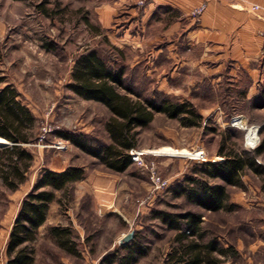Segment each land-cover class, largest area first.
<instances>
[{
  "label": "rangeland",
  "instance_id": "374dc122",
  "mask_svg": "<svg viewBox=\"0 0 264 264\" xmlns=\"http://www.w3.org/2000/svg\"><path fill=\"white\" fill-rule=\"evenodd\" d=\"M41 3L42 0H0V87L13 85L22 102L39 119L40 127L38 142L27 146L35 162L28 181L13 192L4 187L0 178V257L6 251L21 204L39 174L44 169L63 172L69 167H82L85 178L66 193L59 192L51 204L49 224L39 233L36 245L37 264H109L112 254H127L119 241L132 231L136 235L130 243L144 245L147 250L137 264H166L176 245V232L154 216L157 210L202 213L204 241L216 238L222 244L235 243L239 237L251 241L258 236L264 240V218H259L261 228L255 229L248 226L243 208L208 214L174 195L172 188L205 164L201 159L145 155V165L133 161L130 169L119 174L60 137L65 131L82 135L93 147L110 142L105 130L109 111L67 88L77 56L92 49L104 58L117 59L116 66L125 68L127 85L144 97L188 100L205 117L203 127L193 128L184 125L182 119L156 114L152 124L138 128L137 152L167 147L191 152L203 149L208 162L219 163L222 157L216 152L221 136L230 130L233 141L245 149V128L253 142L257 132L253 135L256 128L251 127L264 125V110L240 99H229L232 91L215 88L209 79L215 73L212 62L201 55L198 58V51L182 52L179 58L174 50H165L181 39L183 30L169 33L167 20L154 19L145 25L141 19L145 6L139 3L136 16L123 10L105 28L97 15L103 0H48L43 9L39 8ZM160 48L162 53L157 52ZM208 119L207 126L217 128V133L205 130ZM233 120L244 129L232 126ZM260 140L264 142V132ZM7 143H0V149ZM259 163L264 165V154ZM153 166L163 178L170 179L172 188L153 193L148 170ZM259 182L264 188V176ZM53 225L70 227L79 257L58 248L48 234Z\"/></svg>",
  "mask_w": 264,
  "mask_h": 264
},
{
  "label": "trees",
  "instance_id": "16d2710c",
  "mask_svg": "<svg viewBox=\"0 0 264 264\" xmlns=\"http://www.w3.org/2000/svg\"><path fill=\"white\" fill-rule=\"evenodd\" d=\"M47 1L42 0L39 8L43 9ZM87 24H90L89 20ZM115 50L120 52L118 48ZM117 61L104 58L95 49L87 50L77 56L71 82L67 85L78 97L98 102L109 111L110 118L105 126L110 136L109 144L93 147L86 137L66 131L60 133V137L100 160L107 169L123 174L134 165L129 152L139 146L138 128L152 124L156 114L182 119L184 125L193 128L203 127L205 117L188 100L174 101L165 96L159 101L144 97L127 85L125 68L117 67ZM20 97L13 85L0 87V138L10 143L0 149V178L4 187L13 192L29 179L35 162L27 146L36 144L40 136L39 119ZM209 122L210 119L206 121L205 130L217 133V128L209 129ZM263 132L264 125L260 136ZM232 137L228 130L220 138L216 154L223 158L222 162L206 163L175 187H169L176 197H184L208 214L236 209L230 203V187L243 188L242 179L249 170L264 176V165L259 163L264 154V142L261 141L254 149H243ZM84 178L82 167H69L63 172L44 169L39 174L10 231L6 247L7 264H37L39 229L48 221L51 204L59 192L66 193L68 188ZM154 216L168 230L176 232V245L168 254L166 264H221L223 258L237 254L235 244L230 241L225 242L227 247L216 238L204 241L205 215L202 213L188 211L178 214L157 210ZM48 234L66 254L80 256L70 227L53 226ZM122 249L127 254H112L109 264H137L147 251L144 245L136 242L122 246Z\"/></svg>",
  "mask_w": 264,
  "mask_h": 264
},
{
  "label": "crops",
  "instance_id": "0c3cea01",
  "mask_svg": "<svg viewBox=\"0 0 264 264\" xmlns=\"http://www.w3.org/2000/svg\"><path fill=\"white\" fill-rule=\"evenodd\" d=\"M139 1L103 0L97 10L100 25L109 27L123 10L136 16ZM201 5H206L205 13L196 19L192 11ZM253 5L261 9L252 10ZM141 14L145 25L154 19L167 20L169 33L183 30L181 39L165 50H174L179 58L183 57L182 52L198 51V58L201 55L202 59H209L208 63L212 62L215 73L209 79L215 88L232 91L229 99H240L264 110V0H148ZM163 51L160 48L157 52ZM261 177L249 170L243 176V188L230 187V203L246 211L248 226L255 229L261 228L259 218H264ZM49 215L39 233L49 224ZM234 244L237 254L223 258L221 264H264V240L260 236L251 241L239 237ZM6 252L7 249L0 264H7ZM238 256L243 259H237Z\"/></svg>",
  "mask_w": 264,
  "mask_h": 264
},
{
  "label": "built area",
  "instance_id": "2783aa9c",
  "mask_svg": "<svg viewBox=\"0 0 264 264\" xmlns=\"http://www.w3.org/2000/svg\"><path fill=\"white\" fill-rule=\"evenodd\" d=\"M232 1H235V0H232ZM148 0H140L139 1V5L140 6H146ZM261 8L257 5H253L252 6V10H256V11H259ZM206 10V5H201L200 7H197L195 8L193 11H192V15L196 18V19H199L205 12ZM237 120H233L232 122V126L234 127H238V128H241V129H244L243 127H240V126H237L236 124ZM253 128H256L257 129V137L254 139L253 142H250L249 141V130L248 128H245V130L248 132L246 134V137H245V140L246 141V147L247 148H250V149H254L255 147H257L260 143H261V140H260V130L262 129V126H254L251 127V129ZM199 151V156H198V159H201L202 162H204L205 164L206 163H211V162H208V159L205 155V152L204 150H200V149H197L196 152ZM195 152V153H196ZM130 156H131V159L136 162V163H141L143 164L144 163V159H143V156L145 155H142L141 153L137 152L136 150H131L130 151ZM219 161H223L222 158H219ZM145 165V163H144ZM149 170V173H150V180H151V187H152V191L153 193L154 192H159V191H163V190H167L170 186H171V181L170 179H165L163 178L159 172H157L155 170V167H151ZM147 199H149V197H147Z\"/></svg>",
  "mask_w": 264,
  "mask_h": 264
},
{
  "label": "bare ground",
  "instance_id": "6f19581e",
  "mask_svg": "<svg viewBox=\"0 0 264 264\" xmlns=\"http://www.w3.org/2000/svg\"><path fill=\"white\" fill-rule=\"evenodd\" d=\"M257 129L253 131V135L256 134ZM0 143H6V140L0 138ZM139 153H141L142 155H154V156H162V157H167V156H172V157H185V158H191V159H196L199 156V151L195 152H191L190 150L188 151L187 149H182V150H178L175 148H171V147H167L164 149H151V150H147V149H143L138 151Z\"/></svg>",
  "mask_w": 264,
  "mask_h": 264
},
{
  "label": "water",
  "instance_id": "95a60500",
  "mask_svg": "<svg viewBox=\"0 0 264 264\" xmlns=\"http://www.w3.org/2000/svg\"><path fill=\"white\" fill-rule=\"evenodd\" d=\"M9 143L5 144L8 145ZM135 231H132L128 234H126L125 236L122 237V239L119 241L120 246H126L127 244H129L135 237Z\"/></svg>",
  "mask_w": 264,
  "mask_h": 264
}]
</instances>
